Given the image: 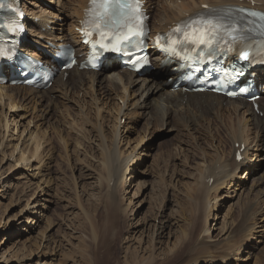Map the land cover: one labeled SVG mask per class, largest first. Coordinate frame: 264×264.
Wrapping results in <instances>:
<instances>
[{
    "label": "bare ground",
    "instance_id": "bare-ground-1",
    "mask_svg": "<svg viewBox=\"0 0 264 264\" xmlns=\"http://www.w3.org/2000/svg\"><path fill=\"white\" fill-rule=\"evenodd\" d=\"M253 1H256L258 8L264 10V0H148L147 7L149 12L153 16L155 15L153 31L156 33L168 29L180 20L185 19L186 16L204 10L202 7L203 5H208L210 8L225 7L232 4L250 5ZM28 3L30 5H35L36 3L45 4L52 10H36L28 6ZM24 5L27 14L26 21L30 26V37L24 40L23 50L31 55H37L46 63H49V56L45 54L43 48H38V45H42L51 52L53 49L49 46L48 41H52L56 44L70 43L75 46L78 54L84 52L85 48L81 43L82 38L78 32V28L81 27L82 21L84 20L85 11L88 7V0H73L71 6H65L61 0H24ZM62 14H65V16L62 21L59 22V18L63 17ZM152 58L155 64V71L147 70L142 73L121 69L116 62L108 67H103L99 71L80 70V68L76 66L69 70L68 74L61 72L56 77L55 82L49 88L43 90H37L25 85H14L10 81L0 83V116L5 122H2L4 124L5 133L2 138H0V152H3L1 154L2 160H0L2 165L10 169L8 170L10 171L8 176H11L9 179L11 183L3 180L4 173H6L3 170L2 174L4 175L0 178V199L10 196L8 192L11 190V185L15 187V182L13 183L14 179L22 180V178L27 179L30 177V179L33 180L30 184L35 185V190H32L27 200L24 198L26 203L24 201L25 205H22L23 207L17 214H10L7 217V209L4 208L3 211V207H0V234L2 232L16 231L6 242H0V264H56V258L60 256L59 251H61V244L54 243L50 234L54 229L52 218L49 216L51 206L49 196H51L50 192L53 190V177L50 176L51 171L48 172V170L50 168V160L54 156H52V154L55 151L50 144L51 137L47 134L48 128L46 127L47 129L41 131V129L38 128L39 125L36 119L34 120L31 117L27 120L26 125H23V123L21 124L23 127L21 131L18 129L20 123L18 124L19 119L17 118L20 117V119L23 120L29 116L27 113L28 109L25 108L27 105H24L20 99L21 95L24 101L34 100V102H43L50 110L52 105H56L53 98H59L61 95L65 96L72 89L74 92H80L87 84H89L88 88H92L96 83H98V86L100 85L99 93L104 95H109L110 93V99L109 97H102L103 95L100 94L101 98L99 97L96 100L93 92L90 99L95 103L93 104L96 110L95 115H93L95 122L93 123L90 121V128H87L85 133L83 132L84 128H80L82 133H84L83 135L79 133L80 136L82 135L81 138L89 137L90 140H94L92 137H95V135L92 134L94 131L91 127L97 128V134L99 135L96 134L95 137L96 149L89 148V144H84L81 142L82 140L79 139L77 143L73 142L75 145L73 152L82 151L83 153L84 151L86 157L90 158L89 161L91 163L84 160L86 162L84 169L87 176L94 179V182L99 185L100 188L102 185L107 186L108 190L105 192L106 197L104 199H106L109 209L114 213L122 209L121 204H123V199L129 191L128 187L131 186L128 182L134 177L137 178L136 175L133 176L132 174L137 173L138 162L142 158V152L138 150V147H144L143 150L149 148L144 145L145 142L142 139L146 137V133L148 129H150L149 126L158 120L156 114L168 117L170 112L174 110L173 106H176L179 107V110H174V112L182 111L185 108L187 110H193V112L202 111L207 114L228 116L226 117L227 121L232 127V130L227 133L229 139L232 141V158L225 156L219 144L213 145L212 147H214L216 155L211 156L210 162L204 160L203 164L197 167L196 173H193L194 175L190 177L191 181L188 182L187 186L184 188L188 192V196L191 195V193L203 194L204 200H198L202 202L204 209L202 223L199 224L198 227H196L197 225L192 227L191 222L188 221V227L181 230V238L178 241L174 240L171 245L176 228H179L181 226L180 223L182 221V223H184L186 219L184 218L185 220H182L179 217H173L167 214L164 215V211L162 210L161 213L152 219V223L150 225L148 224L149 227H147L148 225L145 227L142 223L140 226H136V228H139L136 232H140L138 236L134 235L135 233L133 234L132 231L129 233V236L124 238L126 243L124 248L125 258L128 259V261L126 260V264H161L164 261H171V264H251L252 261V264H264L258 262L261 252L257 253V255L255 254L258 237L256 238L254 235H251L261 231L257 228L264 227V223L260 225V222H257L258 220L256 221V218L255 221L254 219L252 220L251 224L239 226L236 229V224L230 220L231 216L228 215V213L224 216L223 223L219 221L221 216L218 214V211L223 207L222 201L224 202L227 200L226 198L235 196H239L240 198L243 194L246 196L248 202V205L245 206L250 208L252 215L256 213L260 215L262 211L260 209H252L249 196L258 192L264 196V147L260 148L261 144L258 145V140L255 142L257 135L255 137L254 135L251 136L253 128L257 127L264 140V117H261L254 110L252 103L248 99L240 97L231 99L209 91L192 92L187 91L183 87L179 89L174 88L173 84L168 82L166 77L171 76L173 79H176L179 75L177 68L174 70V66L162 64L164 56L157 53V51L152 52ZM8 69L10 68H3L2 70H7L10 73ZM156 70H160V74L166 75L160 82L153 79V74L156 73ZM258 77L261 82H264V69L258 72ZM110 84L113 85L116 91H112L110 88H102L103 86L110 87ZM131 86H134L133 89H130ZM102 89L103 91H100ZM154 89L156 94H153V97L150 98V94ZM262 89L263 96L258 102L261 111L264 112V84H262ZM83 91L86 95L89 92L85 89ZM113 99L115 100L114 102L112 101ZM88 104L92 105L91 100ZM152 104L156 106L155 113L151 110ZM222 105H226V109L223 110ZM7 106H9L7 110L8 113H4V107ZM82 106L83 112L84 104ZM67 110H70V108L68 107ZM147 113L151 120L147 118L146 123H144L146 126L145 131L139 132V142L133 147L132 145L126 146L125 148L127 149L122 150L121 144H125V141L127 144L130 137V135L125 136V133L129 132V134H131L136 131L134 124V122H136L135 117L137 116V121L140 122L141 117L146 116ZM91 114L89 112V116L93 117ZM59 115L61 114L59 113ZM233 115L237 118V120L235 119V123H232L233 119L231 117ZM42 117L43 116L40 117V120L38 118L39 121H42L41 123L39 122L40 124H44V119ZM131 117H133L132 121L130 119ZM184 117L186 123L190 124L188 126L190 128L192 126L194 127L198 120L197 118L195 119L186 115L185 112ZM56 118L55 120H57V122L60 121L58 116H56ZM69 118H71V116ZM124 118L125 123L121 125V121ZM97 119L100 120V125H97V123H99ZM64 120L65 119L62 118L61 123H64ZM111 120H114V126L113 124L110 125L113 126L111 131L113 139L111 140L110 146V144H108L110 139H106V134L102 130V127H104L103 121L108 123ZM69 121L70 120L67 122ZM76 122L75 120V123ZM72 126L73 125H71V127ZM11 127H14V129ZM71 127L68 129H71ZM79 127L77 129H79ZM111 128L112 127L109 129ZM75 129L76 128H74V130ZM98 129H100L99 133ZM74 130L72 128V131ZM78 131L80 130L76 132L78 133ZM79 134L77 135L79 136ZM255 134H258V132ZM81 143H83L82 146ZM68 144L69 143L66 142V146H68ZM242 146H245L243 150L244 159L238 162L236 160V152L238 149H241ZM4 149H7L9 154L5 153V151H3ZM254 151H256L255 154ZM100 154L103 155V158L99 157ZM252 161H254V164L250 163ZM256 162L260 164L258 165ZM93 164H98L99 166L95 167ZM12 174L14 175L12 176ZM15 175L18 176L16 177ZM180 175L183 178L185 177L183 174ZM246 179H249V182L252 181L251 185L248 184L250 187L247 192ZM174 181L178 182L179 178L175 176ZM5 186H7L6 189H4ZM175 186L176 184L173 187L176 188ZM118 189H121L124 193H118ZM100 191L102 192V190ZM222 191L225 192L221 193ZM132 202L133 200L131 199L122 206L123 213L126 215H133L134 206L132 207ZM5 215L7 218L6 221H3ZM262 217L263 216L260 218ZM44 223L46 226L42 228ZM14 224H18V226L14 227ZM73 228H70V237L79 239L80 236L77 234L81 233ZM145 229L150 232L145 233ZM256 229L258 231H256ZM91 230L93 231V237L89 236V238L94 240L93 244H95L97 232L93 225L91 226ZM236 232L239 233L235 238ZM214 233L217 234L213 235ZM7 235L8 233L5 236L7 237ZM216 236H219V238L214 239ZM249 237H251V241L254 240L256 245L252 244L248 239ZM87 238L88 236H86L85 239ZM132 239H134V242H132ZM83 242L85 241L82 240V243ZM100 244L99 242L95 244V246L99 247ZM30 246H33V248ZM46 249L52 250V256L44 259ZM243 253L247 254L245 259L243 256V258L239 256ZM105 254H107V259L113 257V248L110 244L106 246L104 253L99 252L97 249L92 257L88 256L87 264H99L103 262ZM120 263L118 262V264Z\"/></svg>",
    "mask_w": 264,
    "mask_h": 264
},
{
    "label": "rangeland",
    "instance_id": "rangeland-1",
    "mask_svg": "<svg viewBox=\"0 0 264 264\" xmlns=\"http://www.w3.org/2000/svg\"><path fill=\"white\" fill-rule=\"evenodd\" d=\"M65 1L61 0V2H63L65 6L66 5L71 6V2L73 0H70V1L65 0ZM22 3H23V7L25 8L24 0H22ZM28 6L36 10L38 9L39 10L43 9L46 11L52 10L48 8L45 4H41V3H36L35 5H30L28 3ZM62 16L63 17L59 18L58 20L59 22L62 21L65 14H62ZM154 19H155V15L154 16L152 15V18H151L152 26L154 24ZM159 72L160 71H156V73L153 74V79L158 80L160 82L166 77V75H162ZM168 78L169 76L166 77L167 80ZM88 85L89 84H87L85 88L81 89L80 91L81 93L79 91L74 92V90L72 89L70 90L71 92L69 91L68 94L65 95L66 98L63 95H61L59 98L58 97L53 98L56 105L57 103L58 105L56 108H55L56 106L55 104L52 105L50 110L43 102L42 103L40 101L34 102V100L24 101L21 95L20 99L24 103V105H27V107L25 108L28 109L27 113L29 116L28 118H25L23 120H21L20 117L17 118L19 119L18 124L20 123V125H18V129L21 131L23 129L21 124L23 123V125H26L27 120H29L32 117L34 120L36 119V122L39 125L38 128L41 129V131H44L45 129L48 128L47 134L52 138V139L50 138V144L55 152H53L52 154V156L53 155L54 156L50 160V168L48 172L51 171L50 176L53 177L52 178L53 179V186H52L53 190L50 192L51 196H49L51 200L49 216L50 218H52L51 220H52V223H53L52 225L54 229L51 231L50 234H51V237L53 238L52 241L54 240V243L56 242L57 244L58 243L61 244V251H59L60 256L56 258V264H87L88 256L92 257L97 249L99 252L104 253L106 250V246L109 244L113 248L114 255L113 257L107 259L106 258L107 254H105V256L103 257V262H100L99 264H118V262L119 263L121 262L120 264H126L128 259L125 258L124 248L126 246V243H125L124 238L126 236H129V233L132 231H133V234L135 233L134 235L138 236L140 232H136L139 229V228H136V226H140L141 223L142 225L144 224L145 227L148 224L150 225L152 223V219L155 218L159 213H161L162 210L164 211V215L167 214L169 216L179 217L182 220L186 219L184 223H182L183 221L180 223L181 226L179 228H176L174 232L175 235L172 238L171 245L174 240L178 241L181 238V230L188 227L187 226L189 225L188 221L191 222L192 227L196 225H197L196 227H198L199 224L202 223L204 209H203L202 202H199L198 200H204L203 194L191 193V195L188 196V192L184 188L185 186H187L188 182L191 181L190 177L196 173L197 167L200 164H203L204 160H207V162H210L211 156L216 155V151L214 150V147H212L213 145L219 144L221 149L224 151L225 156L228 158H232L231 157L232 156L231 155L232 141L229 139V136L227 134L229 133V131L232 130V127H231V124L227 121L226 117L228 116L207 114L206 112H202V111L193 112V110H187L185 108L182 111L174 112V110H179V107H176V106H173L174 110L170 112V115L168 117L166 116L163 117V116L156 114L158 120L154 122L155 124L153 123L152 125L149 126L150 129H148V132L146 133V137L142 139L145 142L144 145L149 148L147 150H143L144 147L142 146L138 147V150L142 152L141 154L142 158L138 162L139 164L137 166L138 168L137 173L132 174L133 176L136 175L137 178L134 177L135 179L134 178L131 179L132 182L131 181L128 182L131 184V186L128 187L129 191L123 199V204L128 203V201L131 199L133 200L132 202V207L134 206L133 215L129 216L123 213L124 212L123 207H122L123 204H121L122 209H120L119 212L114 213L111 209H109L108 207L109 205L106 199H104L106 197L105 192L108 190L107 186L102 185L100 188L99 185H97L94 182V179H91L89 178V176H87V173L84 169V165L86 164L85 161L90 162L89 161L90 158L86 157V153L84 151L83 153L82 151L73 152V149L75 148L74 147L75 145L73 142L77 143L79 139H81L82 140L81 142H83L84 144H89L90 145L89 148L96 149L95 148V143H96L95 137L97 134V128L91 127L93 131L95 132V133L92 132V134L95 135V137H92L94 140H90L89 137L81 138V136L85 133V130L87 128H90L89 127V125H91L90 121H92L93 123L95 122L94 116H93L95 115V112H96L95 107H94L95 105H93L95 103L93 102L92 99H90L93 95V92H94V97L96 98V100L99 97L101 98V95H103L102 97H105V98L109 97L110 99V96H109L110 93L109 95H104V94L99 93L100 85L98 86V83H96L94 87L93 86L92 88L90 87L91 89L88 88L89 87ZM109 86L110 87L103 86L102 88L103 89L110 88V90L116 91V89H114L112 84H110ZM133 87L134 86H131L130 89H133ZM84 89L89 91L87 95L83 91ZM103 89L100 91H103ZM153 94L154 95L156 94L155 89L152 90V93L150 94V98L153 97ZM85 99L86 100L88 99V100L86 101ZM61 100L64 102H62ZM90 100L92 102V105L88 104ZM112 101L114 102L115 100L113 99ZM83 104H84V111L82 112ZM222 106H223V110L226 109V105H222ZM8 107L9 106L4 107V113H8L7 111ZM68 107L70 108V110H67ZM151 110L155 113L156 106L152 104ZM89 112L90 114L92 112L91 116L93 117L89 116ZM184 112L186 115H189L190 117L198 119L194 127L193 126L191 128L188 127L190 124L186 123ZM59 113L61 115H59ZM260 115L261 117H264L262 113H260ZM41 116H43L42 118L44 119L43 120L44 124H40L42 122V121H39ZM56 116H58L60 121L57 122V120H55L57 119ZM70 116L71 118H69ZM133 117L130 118L131 121L133 120ZM62 118L65 119L64 123L63 122L61 123ZM147 118L150 119L148 113L146 114V116L141 117L140 122L137 121L138 117L137 116L135 117L136 122H134V124H135L136 131H134L131 134H129V132L125 133V136L130 135V137L128 139L129 141L127 142V144H126V141H125V144L123 143L121 144L122 150L127 149L125 148L126 146L132 145L133 147L139 142L138 140L139 132L141 133L145 131L146 126L144 123H146ZM231 118L233 119L232 123H235V121L237 120L235 115H233ZM68 120L70 121L67 122ZM75 120L77 121L76 123H75ZM80 120L83 122H81ZM86 120L90 124L87 123ZM2 122L5 123L3 121V118H1L0 116V123H1L0 124V138H2L3 134L5 133L4 127H3L4 124ZM97 122H99L97 123V125L98 124L100 125V120L97 119ZM69 123L73 126L71 127ZM85 123H87L88 125ZM121 123H122L121 125H124L125 118L121 121ZM103 124H104L103 125L104 127H102V130L106 134V139L108 138L110 139L108 144H110L111 146V142H112L111 140L113 139V134L111 131L114 126V120H111L108 123L103 121ZM112 124L113 126H110ZM70 127L71 129H68ZM78 127L79 129H77ZM110 127L112 128L109 129ZM72 128L73 130L74 128L76 129L72 131ZM80 128L82 129L84 128L83 129L84 133H82V130ZM254 128L252 130L251 136L254 135L255 137L257 135L258 138L256 137L255 142L258 140L257 141V143H259L258 145L261 144L260 148L264 147V140H263V137H261V132L258 131L257 127H254ZM12 129H14V127ZM77 130H80L81 132L78 131L77 133L76 132ZM99 130L100 129H98V133H99ZM257 132L258 134H255ZM79 133H81L82 135L80 136ZM77 134H79L80 138ZM66 142L69 143L70 146L69 144L68 146H66ZM83 143H81V146ZM3 151L9 154L7 149H4ZM2 153L3 152H0V159L2 158V155H1ZM255 153L256 151H254V154ZM99 157L103 158V155L100 154ZM1 160H0V164H1L0 165V178L5 174L3 176V180L9 181L11 176H8L10 172L8 170L10 169H8L7 166L5 167L4 165H2ZM250 163L254 164V161ZM257 164L259 165L260 163H257ZM96 166L98 167L99 165L96 164L95 167ZM3 170L6 173L2 174ZM179 173L183 174L185 177L183 178ZM13 175L14 174H12V176ZM175 176L179 178L178 182L174 181ZM251 178H254V177H251ZM249 179H246L247 180L246 192L248 191V188L252 184V181L249 182ZM32 181L33 180H31L30 177L27 179L22 178V180L14 179L13 183L15 182V185H14L15 187L11 185L10 187L11 190H9L10 192H8V195L10 196L8 198L0 199L1 200L0 207H3L2 208L3 211H4V208L7 209L6 210V213L8 214L7 217L10 214L12 215L17 214V212H19L20 209L23 207L22 205H25L24 201L26 203V200L29 198V196L32 193V190L35 188V185L30 184V182L32 183ZM9 182L11 183V180ZM175 184H176L175 187L177 189L173 187ZM6 188L7 186L4 187V189ZM0 190H1V187H0ZM12 190L15 192H13ZM100 190H102V192ZM224 192L225 191H222L221 193H224ZM118 193L123 194L124 191H121V189H118ZM98 196H100L101 198ZM262 196L263 195L259 192L256 194L254 193V195L249 196L250 206L252 207V209L262 210L260 212V215H258V213L252 215L250 208L245 206V205H248V202L244 194L241 195L240 198L239 196L226 198L227 199L226 201L221 202L223 204L222 209L218 211L219 212L218 214L221 216L219 221H222L223 223L224 216L226 215V213H228V215L231 216L230 220H232V222L236 224V229L239 226H246L247 224H251L252 220L254 219L255 221L256 218H257L256 221L258 220L257 222H260L259 224L263 225L264 223V200H263L264 196L263 197ZM24 198H26V200ZM261 216L263 217L260 218ZM7 217L5 215V217L3 218V221H6ZM92 225L94 226L97 232V235H96L97 239L95 240V244L99 242L101 243L99 247H96L95 244H93L94 240L89 238V236L93 237V231L91 230ZM149 225L147 227H149ZM17 226L18 224L16 225L14 224V227H17ZM45 226L46 225L44 223L42 228H44ZM70 228H73L74 230H78L81 233V234H77L78 236H80L79 239H74L70 237L71 236ZM146 229H145V233H149L150 231ZM257 229L261 231L257 233L255 232L254 234H251V235H254L256 238L258 237L257 242H256L257 250L255 254L257 255V253L261 252L258 262L264 263V227H258ZM257 229L256 231H258ZM15 232H16L15 230L12 232H2L0 234V242L1 241L6 242V240L9 237L11 238V235ZM7 233L8 235L6 237L5 235ZM238 233L239 232L235 233V238ZM215 234L217 233H214L213 235ZM86 236H88L87 239H85ZM217 238H219V236H216L214 239H217ZM248 239L251 241V237H249ZM82 240H84L85 242L82 243ZM132 240H133L132 242H134V239ZM251 242L253 245H256L254 240ZM30 247L33 248V246H30ZM46 250H45L46 253H45L44 259H46V257L49 258V256L50 257L52 256V250L51 249L50 250L46 249ZM243 254H240L239 256L240 258L243 256L245 259L247 257V254L245 253ZM161 264H171V261H164ZM220 264H224V263H220Z\"/></svg>",
    "mask_w": 264,
    "mask_h": 264
},
{
    "label": "snow or ice",
    "instance_id": "snow-or-ice-1",
    "mask_svg": "<svg viewBox=\"0 0 264 264\" xmlns=\"http://www.w3.org/2000/svg\"><path fill=\"white\" fill-rule=\"evenodd\" d=\"M91 3L99 9L95 12L97 22L95 27L100 29L101 23L107 27L110 24L119 25L122 17H129L139 19L136 15L139 10L138 0H91ZM11 7L0 3V8ZM204 12H195L192 15L186 16L185 19L177 23L173 30L176 33H181L184 40L191 41L196 45H207L212 48L213 40L209 37L214 36L218 31H224L234 41H244L250 38L252 33H257L264 36V13L251 12L249 16L258 17L257 20H250L247 17L233 16L224 12L222 9L208 10V5H203ZM127 10V11H125ZM241 12L244 10L241 9ZM123 27L127 28L126 35H119L116 37L117 47L122 41H130L134 37L141 35L138 31V26L134 28L131 24H125ZM0 28L7 29L8 32L18 31V26L15 21L5 22L0 24ZM3 36L0 35V40ZM211 54V53H210ZM6 55L2 46H0V56ZM240 58L243 60L249 59V53L242 50ZM240 157L238 156L237 159Z\"/></svg>",
    "mask_w": 264,
    "mask_h": 264
}]
</instances>
